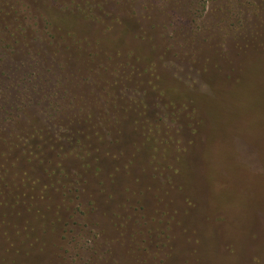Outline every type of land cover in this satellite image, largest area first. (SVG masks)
Instances as JSON below:
<instances>
[{"label": "rangeland", "instance_id": "374dc122", "mask_svg": "<svg viewBox=\"0 0 264 264\" xmlns=\"http://www.w3.org/2000/svg\"><path fill=\"white\" fill-rule=\"evenodd\" d=\"M0 264H264V0H0Z\"/></svg>", "mask_w": 264, "mask_h": 264}, {"label": "trees", "instance_id": "16d2710c", "mask_svg": "<svg viewBox=\"0 0 264 264\" xmlns=\"http://www.w3.org/2000/svg\"><path fill=\"white\" fill-rule=\"evenodd\" d=\"M83 13H84L85 15L89 16V15H88V14H89L88 11H84Z\"/></svg>", "mask_w": 264, "mask_h": 264}]
</instances>
